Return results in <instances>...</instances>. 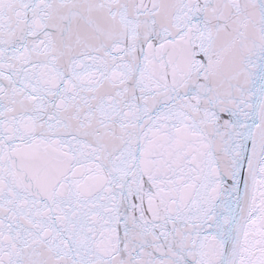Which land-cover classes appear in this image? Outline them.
<instances>
[{
    "label": "snow or ice",
    "instance_id": "6c2138e0",
    "mask_svg": "<svg viewBox=\"0 0 264 264\" xmlns=\"http://www.w3.org/2000/svg\"><path fill=\"white\" fill-rule=\"evenodd\" d=\"M0 264H264V0H0Z\"/></svg>",
    "mask_w": 264,
    "mask_h": 264
}]
</instances>
